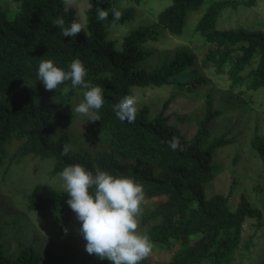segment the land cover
I'll list each match as a JSON object with an SVG mask.
<instances>
[{"label": "trees", "instance_id": "1", "mask_svg": "<svg viewBox=\"0 0 264 264\" xmlns=\"http://www.w3.org/2000/svg\"><path fill=\"white\" fill-rule=\"evenodd\" d=\"M12 1L17 3V10L11 19L0 10V93L3 94L0 100V156L3 145L14 138L18 144L10 160L19 161L27 156L51 158L49 175H56L69 165L79 164L93 173L98 168L115 177H128L142 184L148 198L164 196L141 218V222L154 221L147 231L153 243L167 245L172 241L178 245L171 257L160 264H221L238 245L245 220H251L256 226L264 225L260 210L243 196L230 209L227 196L203 195L201 183L217 172L211 165L212 151L228 142L224 135L208 139L206 126L221 114L220 110H208L188 138L162 115L167 101L153 118L147 116L146 107L139 108L136 120L131 124L121 122L113 111L114 105L128 95L131 85L173 84L178 89L194 91L205 84L204 77L196 76L187 81L179 78L181 72L192 66L210 67L214 73L224 74L231 90L240 86L242 75L239 72L254 55H257V62L245 73L249 79L248 87L264 89V30L215 27V19L222 9L250 7L255 0L211 2L193 28L204 41L198 61L189 47H177L151 72L136 67L138 59L149 54L139 50L138 43L155 40L156 36L152 31L137 28L122 38L120 49L115 48L105 38V24H112L113 19L108 0H87L92 4V10L86 7V26L76 37H63L53 24L60 16L64 18L65 26L77 21L74 8L66 7L63 0ZM201 1L171 0L156 14V21L170 35L177 36L186 13ZM97 8L109 11L106 21L97 19ZM125 17L127 15L122 14L116 23ZM74 59L83 63L86 81L104 89V104L97 112L101 119L91 121L87 139L105 145L109 152L97 153L92 159L71 153L62 156L63 144L50 140L53 133L50 117L57 104L34 102L20 87L25 83L30 93L47 98H59L64 87H67L65 96L81 89H73L71 82L66 81L56 90L47 91L37 78L41 60H52L67 71ZM204 104L210 108L209 96ZM173 137L188 145L186 151H173L169 147L168 141ZM250 147L264 163V136L252 138ZM25 198L28 210H46L54 224L66 225L73 214L66 203L68 194L63 190L50 189L44 196L29 194ZM38 260V256L29 255L28 249H22L14 259L0 252V264H38ZM97 264L110 262L99 260ZM259 264H264V246Z\"/></svg>", "mask_w": 264, "mask_h": 264}, {"label": "rangeland", "instance_id": "2", "mask_svg": "<svg viewBox=\"0 0 264 264\" xmlns=\"http://www.w3.org/2000/svg\"><path fill=\"white\" fill-rule=\"evenodd\" d=\"M108 1L109 10L116 7L122 14L127 15L114 27L112 24H105V38L110 40L115 48L120 49L122 38L137 28L152 31L156 36L155 40L146 39L138 43V49L149 54L138 59L137 68L154 71L172 55L175 48L182 46L189 47L196 54L198 61L204 41L197 36L193 28L206 7L214 0H202L196 8L189 10L181 33L177 36L170 35L156 21V14L169 5L171 0H139L138 3L133 0ZM87 4V0H76V5L71 6L75 10L77 21L85 26ZM121 4L127 6L121 8ZM64 5L69 7L65 3ZM0 10L7 19H11L17 10V3L12 0H0ZM215 27L264 30V0H255L250 7L222 9L215 19ZM256 62L257 55H254L250 63L239 72L242 75L240 86L231 90L224 74H216L210 67L192 66L181 72L179 78L181 81H187L196 76L204 77L205 84L198 86L194 91L178 89L173 84L144 87L131 85L128 95L138 98V109L146 107L149 118L160 112L162 104L167 101L162 115L187 138L192 136L197 123L208 110H220L221 114L212 118L206 126L208 139L224 135L228 142L212 151L211 165L217 172L201 183L203 195L227 196L230 209H233L243 196L260 210L261 218L264 219V163L250 147L252 138L264 136V89L249 88V79L245 76L247 70L254 67ZM20 87L28 92L34 102L57 104L56 111L50 117L53 126L50 140L62 144L71 143L74 149L71 154L89 159L97 153L109 152L105 145L92 143L87 139L91 121L74 111L75 107L83 102V89L65 96L67 87H64L59 98H47L30 93L25 83ZM206 96L210 97V108L204 104ZM2 99L3 94L0 93V100ZM17 144V140L10 139L3 145V154L0 156V252L14 259L22 249H28L29 255L38 256V264H97L100 259L89 255L85 250L86 241L78 232L80 222L74 212L67 224L62 226L52 223L44 209H27L26 195L44 196L50 189L63 190V182L59 178L60 172L49 175L51 158L27 156L19 161L10 160ZM124 161L133 162L130 159ZM163 199L164 196H145L143 213L154 208ZM141 218L142 216L139 217L138 231L147 234L154 221L141 222ZM64 228L68 229L66 235ZM177 246V243L172 241L167 245L154 243L152 255L142 264H160L167 261ZM263 246L264 225L256 226L247 219L243 223L238 245L221 264H259Z\"/></svg>", "mask_w": 264, "mask_h": 264}, {"label": "clouds", "instance_id": "3", "mask_svg": "<svg viewBox=\"0 0 264 264\" xmlns=\"http://www.w3.org/2000/svg\"><path fill=\"white\" fill-rule=\"evenodd\" d=\"M64 3L71 7L76 5V0H64ZM126 6L121 4L120 7ZM87 10H92L91 3L87 5ZM111 12V26L114 27L122 12L116 7H112ZM96 13L98 20L108 19V10L97 8ZM53 24L60 29L63 37H76L85 27L75 20L65 26L62 16L54 19ZM86 75L79 59L71 61L67 71L56 66L52 60H41L37 70V78L47 91L56 90L66 81L71 82L73 89H84L83 102L74 111L86 116L87 121H100L97 112L104 104V89L87 82ZM137 105L138 98L128 95L114 105L113 111L121 122L131 124L136 120ZM168 144L173 151L183 152L188 147L181 144L178 137H173ZM72 151L71 143H64L61 155L68 156ZM59 178L63 182V191L69 197L66 203L80 222L78 232L86 241L85 250L89 255L107 260L110 264H142L152 255L154 243L147 234L138 231L145 201L142 184L128 177H115L98 168L93 173L79 164L66 166L59 173ZM67 232L68 229L64 228L65 235Z\"/></svg>", "mask_w": 264, "mask_h": 264}]
</instances>
